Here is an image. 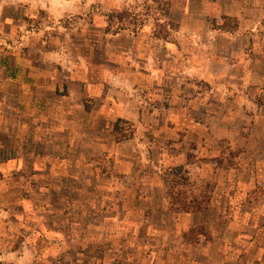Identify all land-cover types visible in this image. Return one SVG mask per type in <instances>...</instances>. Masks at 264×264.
I'll list each match as a JSON object with an SVG mask.
<instances>
[{
  "label": "rangeland",
  "instance_id": "rangeland-1",
  "mask_svg": "<svg viewBox=\"0 0 264 264\" xmlns=\"http://www.w3.org/2000/svg\"><path fill=\"white\" fill-rule=\"evenodd\" d=\"M183 1L0 0V142H3V132L7 131L10 119L12 122H18V116H7L4 113L6 110L3 109L5 105L11 108L17 105V92L12 89L9 91L10 95H4L5 97L2 93L6 80L4 65L9 62L15 67L18 57L25 59L27 65L39 69L43 74L56 75L59 69L62 71L67 65L73 66L75 74L84 71V78L89 80L93 88L103 89L104 84H108L111 88L128 94L132 91L134 95L131 97L142 99L143 91L148 90V100H153L155 90L158 89L155 84L157 74L152 81L144 78V71L148 75L147 71L151 69L149 62L144 58V54L134 53H145L154 48L151 42L147 43L149 37L158 36L175 42L177 24L169 18L168 12L175 3L182 4ZM224 18L223 26H235V18ZM213 23L216 25L215 20ZM5 59L6 62L2 63ZM155 59L158 60L157 57ZM156 60L153 63L154 68L158 65ZM173 63L169 62L170 67ZM120 71L125 72V77L115 78L113 74ZM137 71L143 73L138 79L140 82H137L142 90L133 89ZM169 79L171 82L173 78ZM197 84V95L200 98V104H197L200 106L195 112L188 113L200 117L203 126L209 128L212 125L211 132L203 127V133L208 135L210 132L211 136H203L202 141L196 144L185 143L181 137L182 130L176 129V140L161 132L148 133L146 142H151L158 150L165 152L166 156L181 157L182 152L186 154L188 163L197 162L203 165L198 178L188 174L186 164L164 161L163 156L157 154L155 159L151 156L150 161L137 159L141 172L135 175L136 197L149 195L150 192L146 188L149 181L154 180L156 183L165 184V193L163 187L162 192L158 190V193L165 195L166 199L165 216L162 214V206L157 205L161 211L156 212L154 218L150 216L153 208L151 209L145 199H136L135 204H131L129 210L137 212V220L132 224H136L141 232L136 240L139 245L138 255L144 256L140 261L147 264L148 260L154 259L157 254L159 257L163 256L164 260L197 259L203 264H222L219 248L228 244L229 253H232L233 257L231 264H259L255 259L261 257L257 249L258 242L264 244V235H260V231H264V155L246 150L256 151L258 147L264 149V139L256 136L251 141L243 136L252 135L256 130L264 131V122L257 125L246 123L241 126L240 123L223 120L224 117H235L236 111L240 112L230 106L234 102V96L220 91L211 92L207 85L200 81ZM221 98L225 102L224 107L217 102ZM88 99L93 100L94 97L90 96ZM203 99L208 103H203ZM256 99L259 107L250 106L249 109L257 117L264 116V92L258 94ZM166 103L164 100L163 104ZM163 104L157 103L151 108L157 112V116L165 111ZM186 126L180 125L179 129ZM110 128L120 140L128 139L133 133L131 123L122 119L110 122ZM225 132H236L239 137L221 136ZM170 140L179 145L170 147ZM4 156L9 155L0 149V264H86L85 259L89 256L90 261L97 263L98 253L88 255L83 252L87 241L86 229L88 225L102 223L100 212L112 211L113 203H108L103 210L98 208L96 202L93 205L83 204L77 201L81 199L79 196L61 193V196L56 198L60 203L53 204V201L56 202V194L40 191L37 183L31 182V173L22 171L27 168L3 174L1 169ZM159 159L163 161L160 162ZM99 163L95 158L90 161L93 169L102 168ZM111 163L113 164V160H106L104 167L109 168ZM154 163L161 165L160 169L155 170ZM180 166L184 167L182 175L191 179L189 184H183L181 175L177 173ZM107 168L101 170V177L106 182L110 179V171ZM90 176V172L85 173L86 179ZM38 179L48 181V177ZM143 182L146 183L145 186ZM144 187L146 188L143 189ZM154 192L157 194L155 190ZM96 194L89 189L82 191L85 198L95 197ZM28 196L33 198L34 202L23 204ZM35 200H42L43 203ZM49 202L51 204L47 206ZM184 205L199 206L200 210L193 209L191 212L201 216L192 220L193 223H186L188 230L178 235L177 231H173L177 228L174 217L185 213L182 211ZM45 209L54 211V214L48 215ZM83 213L87 215L82 217ZM41 216H46L47 219ZM72 222L76 227L71 225ZM182 224L183 220L180 227H184ZM226 224L231 226L228 232L224 230ZM206 227L215 229L217 235L210 234ZM149 230L153 236L147 235ZM167 233L170 234V244L164 245L167 242L164 234ZM245 234L254 236L252 245ZM212 235L219 256L215 255L210 263L199 250L190 248L189 251H181L177 248L182 245V239L191 247L208 240ZM120 239L121 243L117 242V254L124 259L126 252L123 243L128 242L129 238L124 235ZM140 246L143 247L140 249ZM174 248L177 249L175 252H169ZM245 248L249 249V254L243 252Z\"/></svg>",
  "mask_w": 264,
  "mask_h": 264
},
{
  "label": "crops",
  "instance_id": "crops-1",
  "mask_svg": "<svg viewBox=\"0 0 264 264\" xmlns=\"http://www.w3.org/2000/svg\"><path fill=\"white\" fill-rule=\"evenodd\" d=\"M168 16L177 24L175 42L158 36L149 37L147 43L151 42L154 48L149 52L134 53L144 54V58L149 62L151 69L147 71L148 75L144 71V78L152 81L157 74L155 84L158 89L155 90L153 97L155 101L148 100V90L143 91L141 97L144 99H142L131 97L134 95L132 91L128 94L111 88L108 84H104L103 89L93 88L89 80L84 78V71L75 74L73 66L67 65L62 71L59 69L56 75H47L37 68L30 67L25 63L27 62L25 59L19 57L15 67L9 62L6 64V59L2 61L6 68L3 96L10 95L9 91L13 89L19 99L14 109L6 105L3 108L6 110L5 115L18 116V122H12L9 118L7 131L3 132L0 149L9 156H4L2 173L7 174L12 170L20 171L27 168L22 171L31 173V182H36L40 191L56 194L55 199L60 197L61 193H65L79 196L81 199L77 201L83 204L93 205L96 202L98 208L103 210L108 203L112 202L114 205L112 211L100 212L102 223L87 226V241L83 252H87L88 255L96 252L98 259L95 263L90 261L89 256L85 259L86 264L142 263L140 260L144 256L141 254L139 257V245L136 242L141 232L136 224H132L137 220L135 217L137 212L129 210L131 204H135L136 199H145L151 209L153 208L150 214L152 218L161 209H163L162 214H166L164 213L165 195L158 193V190L162 192V187L165 193L163 182L156 183L150 180L147 188H143L150 192L149 195L136 197L135 175L141 172L137 159L150 161V157L155 159L157 154L163 156L164 161L186 164L188 174L194 178H198L197 175L202 172L203 165L197 162L188 163L185 153L181 152V157L166 156L165 152L158 150L151 142H146L148 133L161 132L176 140L174 137L178 134L176 129L182 130L181 137L185 143L196 144L202 141L203 136L206 138L211 136L212 125L209 128L203 126L200 117L188 113L195 112L200 106V98L197 95L199 81L205 83L211 92L220 91L234 96V102L230 106L239 109L240 112L236 111L235 117H224L223 120L227 119L234 124L240 123L241 126L246 123L257 125L264 122V116L257 117L249 109L250 106L259 107L256 98L258 94L264 92V0H184L182 4L175 3L170 8ZM224 17L235 18V26L232 28L223 26ZM214 20L216 25L213 23ZM155 60L158 65L154 68ZM171 61L174 63L170 67ZM142 74L139 71L135 72L134 90L143 89L137 85ZM113 76L123 79L125 72H115ZM171 77L173 79L170 82ZM175 77L178 79L175 80ZM90 96L94 99H88ZM164 100L166 104H163ZM222 100L223 98L217 100L220 106L225 105ZM157 103L163 104L165 108V111L158 116L157 112L151 109ZM203 103L206 104L208 101L203 99ZM119 119L132 125L133 133L128 139H117L110 128V122ZM162 123L163 126H160ZM180 125L187 126L179 129ZM203 127L207 131L210 129L208 135L203 133ZM221 136L239 137L236 132H225ZM256 136L264 139V131L256 130V133L243 138L252 141ZM173 140L168 141L171 143L170 147L179 145ZM193 150L197 151L195 148ZM255 150L246 151L264 155V149L258 147ZM94 158L100 161L99 165L102 168H92L90 161ZM106 160H113L109 168L104 167ZM159 161L163 160L159 159ZM153 165L155 170L160 169L161 165L156 163ZM105 168L110 171L108 182L101 177V170ZM86 172L91 173L88 179L85 178ZM39 177H48V181H40ZM142 184L146 185L145 182ZM83 189L93 190L97 194L95 197L85 195V198L82 196ZM35 201L43 203L42 200ZM55 201L52 203H60L58 199ZM29 202H34L30 196L23 201V204ZM50 202L47 206L51 204ZM157 205L162 206L161 209ZM45 212L48 215L54 214L52 210L45 209ZM85 215L87 214L83 213L82 217ZM177 215L174 217L177 228L173 231H177L178 235L188 230L186 223H191L201 216L193 212ZM42 218L47 219L46 216ZM72 218L67 217V219ZM182 220L184 227H180ZM162 222L165 223L164 220ZM71 225L76 227L73 222ZM230 227L226 224L225 232H228ZM206 231L217 235L213 228L206 227ZM150 232L149 230L147 235L153 236ZM260 232V235H264V231ZM124 235L129 241L123 243L126 255L122 259L117 254V242L121 243L120 238ZM164 235L167 241L164 245H169L170 234ZM245 235L252 245L254 236ZM213 240L214 236H210L208 240L190 247L182 239V245L177 248L181 251H189L190 248L199 250L208 263L215 255L219 256L220 250L222 264H231L233 257H231L232 253H229L228 244L221 245L217 250ZM142 247L140 246V249ZM257 249L261 257L255 261L264 264V259L262 260L264 244L258 242ZM175 250L177 249H171L169 252ZM243 252L249 254V249L245 248ZM147 264L203 263L197 259L164 260L163 256L159 257L155 254L154 259L148 260Z\"/></svg>",
  "mask_w": 264,
  "mask_h": 264
},
{
  "label": "trees",
  "instance_id": "trees-1",
  "mask_svg": "<svg viewBox=\"0 0 264 264\" xmlns=\"http://www.w3.org/2000/svg\"><path fill=\"white\" fill-rule=\"evenodd\" d=\"M184 171V167L183 166H180L177 168V173L181 175V179L183 181V184H189L190 183V178L189 176H183L182 175V172ZM193 209H196V210H200V207L199 206H187V205H184L183 208H182V211L183 212H191V210Z\"/></svg>",
  "mask_w": 264,
  "mask_h": 264
}]
</instances>
